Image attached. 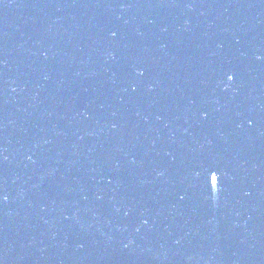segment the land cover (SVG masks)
I'll use <instances>...</instances> for the list:
<instances>
[{
    "label": "water",
    "instance_id": "water-1",
    "mask_svg": "<svg viewBox=\"0 0 264 264\" xmlns=\"http://www.w3.org/2000/svg\"><path fill=\"white\" fill-rule=\"evenodd\" d=\"M0 264H264V0H0Z\"/></svg>",
    "mask_w": 264,
    "mask_h": 264
},
{
    "label": "snow or ice",
    "instance_id": "snow-or-ice-1",
    "mask_svg": "<svg viewBox=\"0 0 264 264\" xmlns=\"http://www.w3.org/2000/svg\"><path fill=\"white\" fill-rule=\"evenodd\" d=\"M232 77H229V79H231Z\"/></svg>",
    "mask_w": 264,
    "mask_h": 264
}]
</instances>
